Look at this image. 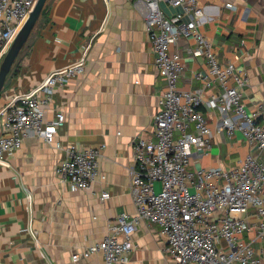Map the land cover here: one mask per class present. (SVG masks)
I'll return each instance as SVG.
<instances>
[{"label":"crops","instance_id":"1","mask_svg":"<svg viewBox=\"0 0 264 264\" xmlns=\"http://www.w3.org/2000/svg\"><path fill=\"white\" fill-rule=\"evenodd\" d=\"M198 1L200 28L219 62H233L249 74L244 103L250 109L264 105V0ZM160 8L167 15L180 12L164 1ZM42 10L1 90L0 134L3 108L16 96L38 91L52 71L69 64L81 61L85 71L56 87L45 107L47 119L57 111L65 115L55 142L29 135L20 149L0 158V264H104L101 253H81L107 235L118 215L135 213L133 142L139 135L153 138L165 81L133 0H46ZM171 49L183 56L179 88L200 86L195 73L207 68L205 57L189 56L183 45ZM206 115L215 127L218 112ZM70 145L103 146L100 176L90 189H72L56 173ZM212 145L199 165L233 166L252 150L239 133L231 139L218 134ZM105 191L109 196L101 198ZM158 230L146 221L138 224L127 264H173Z\"/></svg>","mask_w":264,"mask_h":264},{"label":"built area","instance_id":"2","mask_svg":"<svg viewBox=\"0 0 264 264\" xmlns=\"http://www.w3.org/2000/svg\"><path fill=\"white\" fill-rule=\"evenodd\" d=\"M161 1L179 7L180 12L165 14ZM35 2L0 0V62ZM133 2L143 18L165 89L153 116V138L139 135L133 142L135 213L118 215L108 224L107 235L81 255L101 253L104 264H127L134 247L132 234L146 221L158 226L173 264H264V105L255 103L250 109L243 101L249 74L233 62H219L200 28L203 8L198 0ZM172 45H183L189 56L205 57L207 68L195 73L200 86L188 91L179 88L183 56ZM84 71L81 61L56 69L38 91L16 96L4 106L0 158L20 149L29 135L55 142L65 115L57 111L47 119L45 107L56 87ZM213 88L218 92L209 90ZM208 110L218 112L215 127L207 118ZM236 133L252 150L233 166L198 164L216 135L231 139ZM102 149L66 147L57 175L72 189H90L100 176ZM108 196L106 191L101 194V198ZM79 258L76 253L72 256L73 261Z\"/></svg>","mask_w":264,"mask_h":264},{"label":"water","instance_id":"3","mask_svg":"<svg viewBox=\"0 0 264 264\" xmlns=\"http://www.w3.org/2000/svg\"><path fill=\"white\" fill-rule=\"evenodd\" d=\"M45 2L46 0H36L32 10L25 19L23 25L14 37L8 51L0 62V93L3 89L6 77L10 72L12 65L14 64L18 54L24 47L38 18L40 17Z\"/></svg>","mask_w":264,"mask_h":264},{"label":"rangeland","instance_id":"4","mask_svg":"<svg viewBox=\"0 0 264 264\" xmlns=\"http://www.w3.org/2000/svg\"><path fill=\"white\" fill-rule=\"evenodd\" d=\"M32 33V32H31ZM27 43V42H26ZM20 54V53H19Z\"/></svg>","mask_w":264,"mask_h":264},{"label":"trees","instance_id":"5","mask_svg":"<svg viewBox=\"0 0 264 264\" xmlns=\"http://www.w3.org/2000/svg\"><path fill=\"white\" fill-rule=\"evenodd\" d=\"M42 12H43V10H42ZM42 12H41V13H42Z\"/></svg>","mask_w":264,"mask_h":264}]
</instances>
